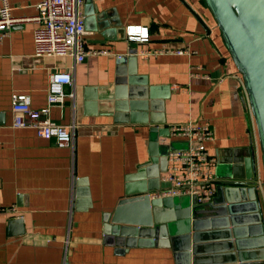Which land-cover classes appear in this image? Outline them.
Listing matches in <instances>:
<instances>
[{"label": "crops", "instance_id": "obj_1", "mask_svg": "<svg viewBox=\"0 0 264 264\" xmlns=\"http://www.w3.org/2000/svg\"><path fill=\"white\" fill-rule=\"evenodd\" d=\"M40 1L10 0L13 16H34ZM82 11L86 48L107 54L89 55L79 64L68 56H36L33 22L14 26L0 44V264H175L167 247L117 251L106 239L104 219L129 183L149 179L154 166L144 164L159 147L189 146L186 139L169 137L176 123L210 125L214 139L206 147L217 161V178L219 167H229L228 162L238 163L244 175V161L254 151L264 216V176L248 96L204 1L84 0ZM117 19L120 27L111 23ZM129 24L147 26L150 42H129ZM132 47L172 51L148 59L138 56L135 75L163 100L164 124L141 121L150 112L130 110L125 106L130 99L116 98L131 89L117 83L116 61ZM177 50L189 53L179 55ZM54 70L73 73L74 85L66 92L75 97H68L63 108L52 107L50 117L58 124L76 125L74 150L38 137L32 128L13 126L12 94L27 93L33 108L44 107ZM166 166L159 161L156 170ZM166 173L160 172L161 178ZM17 219L23 221L22 234H15L19 225L10 226ZM253 226L246 227V235L254 247L260 246L262 237L255 236L259 230ZM254 252L264 262V248Z\"/></svg>", "mask_w": 264, "mask_h": 264}, {"label": "water", "instance_id": "obj_2", "mask_svg": "<svg viewBox=\"0 0 264 264\" xmlns=\"http://www.w3.org/2000/svg\"><path fill=\"white\" fill-rule=\"evenodd\" d=\"M203 1L242 76L256 126L261 174L264 176V0ZM105 18L104 15L98 17L100 21ZM111 23L114 27L121 26L119 19ZM138 52V48L132 47L128 55L117 58V83L131 89L116 98L130 99V104L125 105L130 110L150 112V118L146 115L141 121L164 124L163 100L155 97L153 89L146 83H139L135 78ZM176 149L170 144L163 151L159 147L150 162L144 164L145 167L154 166L149 179L142 176L138 185L128 184L116 209L105 215L106 239H111V244L121 253L136 246L171 248L175 264H264L256 260L254 252V248H264L261 185L257 181L254 151L250 149L249 157L244 161V175L240 173L238 163L228 162L229 167H223L227 171L216 177L220 180H216L217 195L213 201L197 205L188 195L153 197L155 192L170 186L162 182L160 172L167 171V156ZM159 161L167 162V166L158 172ZM15 225L20 226L15 234L24 233L22 220H12L10 226ZM251 225L259 230L255 236L262 237L260 246L254 247L251 243L254 240L246 235V227Z\"/></svg>", "mask_w": 264, "mask_h": 264}, {"label": "built area", "instance_id": "obj_3", "mask_svg": "<svg viewBox=\"0 0 264 264\" xmlns=\"http://www.w3.org/2000/svg\"><path fill=\"white\" fill-rule=\"evenodd\" d=\"M84 0H41L37 13L32 17H16L12 14L10 0H0V44L9 31L17 25L33 22L34 46L36 56H68L75 64L84 62L89 55L107 54L105 50H88L85 45L87 30L82 11ZM126 39L138 45L150 42V31L147 26L129 24L125 27ZM172 52L142 48L138 56L148 59L157 54ZM179 55L189 53L177 50ZM74 85L72 71H51L48 77L47 104L39 109L32 107L31 97L27 93L15 92L11 96V109L14 113L13 126L32 128L38 137L52 139L60 148L75 149L74 123L58 124L50 117L54 106L64 107L68 97L66 87ZM169 137L186 139L187 148L170 151L167 173L161 178L170 186L155 192L154 198L188 195L194 204L210 203L216 196L217 161L212 158L206 144L214 139V132L209 124L198 121L172 124ZM167 142V139H163Z\"/></svg>", "mask_w": 264, "mask_h": 264}, {"label": "rangeland", "instance_id": "obj_4", "mask_svg": "<svg viewBox=\"0 0 264 264\" xmlns=\"http://www.w3.org/2000/svg\"><path fill=\"white\" fill-rule=\"evenodd\" d=\"M223 173H225V169L222 168V167H219V174L221 175V174H223Z\"/></svg>", "mask_w": 264, "mask_h": 264}]
</instances>
